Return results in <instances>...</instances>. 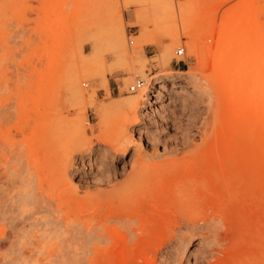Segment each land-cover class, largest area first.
Wrapping results in <instances>:
<instances>
[{"label":"rangeland","instance_id":"obj_1","mask_svg":"<svg viewBox=\"0 0 264 264\" xmlns=\"http://www.w3.org/2000/svg\"><path fill=\"white\" fill-rule=\"evenodd\" d=\"M98 1L0 0V264H229L257 251L260 244L264 248V216L254 223L256 203L241 210L210 201L193 210L172 206L160 225H152L161 209L160 198L177 178H184L187 163L219 150L224 132L231 128L227 104H254L250 96L259 91L264 78L225 80L214 63L216 48L201 58L190 55L191 39L184 32L171 65L163 66L160 47L173 40L164 25L151 23V33L162 44L145 46L148 73L178 74L181 85L163 89L169 102L164 112L154 113L156 104L141 108L139 122L129 125L135 142L128 156L119 160L118 136L130 112L116 108L105 119L97 108L101 102L126 98L133 93L130 84L145 77L131 70V62H138L114 52L110 35L90 18L88 12ZM111 1L122 10L131 49L140 35V27L133 25L140 6L135 0ZM181 1L173 0L174 6ZM202 1V5L212 3ZM240 1H213L198 37L204 48L218 38L209 32L210 22L221 25ZM92 41L98 42L96 48ZM252 45L249 41L247 48ZM181 46L186 54L177 56ZM187 71H194L196 80ZM105 80L110 82V94ZM79 82L85 99L71 92ZM43 134L52 140L54 151L70 159L68 172L78 195L94 208L51 201L52 181H58L61 189L65 185L60 176H51L49 153L41 143L35 144ZM140 169L153 172L142 198ZM110 179L118 185L107 189ZM132 188L138 195L128 201L108 199ZM188 236L192 240L184 252L181 238Z\"/></svg>","mask_w":264,"mask_h":264},{"label":"bare ground","instance_id":"obj_2","mask_svg":"<svg viewBox=\"0 0 264 264\" xmlns=\"http://www.w3.org/2000/svg\"><path fill=\"white\" fill-rule=\"evenodd\" d=\"M213 1L211 0L212 3H214ZM135 2L140 8L133 15L135 18L133 25L140 27V35H138L137 45L131 49L127 46L126 27L124 26L122 10L120 11V9L116 8L115 2L99 0L96 6L91 8L90 13L88 12V14H91L90 18L96 22L97 27L101 31L105 30L110 35V46L114 52L120 57L138 62L137 64L131 62V64H134L131 70L145 77L146 81H151L150 84L148 83L149 85L146 84L133 91L132 94L122 100L111 99L109 102L97 104L98 112L105 119L109 118V115L116 108H125L130 112L131 117H127L128 120H126L127 122L118 136V147L116 150H122L120 157L118 156L119 160H123L128 156L130 144L135 142L133 140L134 136L129 132V125L139 122L138 114L141 108L152 107V104H156L157 106L154 107L153 112L165 110V105L169 104V102H165L163 89L169 87L168 84L181 85V79L178 74H176L178 76L163 74L156 77L148 73L149 66L143 55L145 46L162 44L155 37L156 33L154 34L155 36L151 33L149 29L151 23L164 25L169 37L173 40L171 45L160 47L163 66L169 67L171 65L174 58V50L180 41L181 33L184 32L191 39L187 45L188 54L201 58L202 55L216 48L214 63L225 80L232 79L231 81L233 82L236 79L246 80L248 78L251 81H260L264 78V21L261 20L262 16H264V0H241L228 11L221 25H217L216 22H210L209 32L214 35L218 34V38L215 44L207 48L200 44L198 37L200 28L205 25L207 13L210 12L212 3L208 2L202 5V0L197 3L183 0L176 7L173 0H135ZM86 16L88 17V15ZM92 19H90L91 22ZM106 19L109 20L107 21ZM108 22L112 26L110 29L107 28ZM249 41H252L253 45L248 49ZM92 43L96 48L98 42L92 41ZM253 66H260L262 69L253 70ZM240 68L243 71L242 73L238 71ZM246 68L249 71H245ZM187 72H189V75L191 74V78L196 80L197 76L194 71ZM131 80L130 78L125 80V83L128 84ZM104 85L107 93L109 92L110 94L109 80H105ZM132 85L130 84V89ZM248 85L250 84L247 83ZM156 87L160 89L158 90ZM71 92L79 99H83L86 94L80 82L73 84ZM154 92L159 93L156 95ZM255 93L256 91L253 94L255 95ZM257 93L258 95H255V97L253 94L251 96L249 94L252 100L253 98L255 99L254 104H227V109L231 113V128L224 132L223 137L225 139L222 141L219 150L212 153L208 158L202 159L198 157L187 163L184 178H177L176 183L171 184L170 189L165 193V197H159V201L162 203L161 209L158 218L152 224L153 226L162 223V219L166 218L167 211L172 206H186L189 210H193L196 205H202L207 201L219 207L229 204L232 207H238L240 210L250 203H256L257 206L254 210L256 219H254V223H257L261 216H264V84L260 86ZM93 96V94L90 95L91 98ZM152 97L156 99L153 101ZM92 101L95 102V100ZM81 125L85 126L84 121L81 122ZM83 137L84 139L86 138L85 136ZM38 143H41L42 148L49 153L47 158L50 164L51 176H60V181L65 185V188L61 189L58 181H52L54 183L50 185L53 198L51 201H57L59 206L66 203L68 206L74 205L80 209L88 206L85 205L82 197L78 195L75 182L72 179L73 176L71 178L68 172V168L70 171V159L52 149L53 142L48 139L46 134L37 137L35 144ZM133 146L137 147L138 145ZM216 146L218 147V145ZM152 174V171L140 169V198L147 194L146 182ZM110 182L107 189L118 185L112 179H110ZM107 189L104 192H109ZM137 195V190L132 188L119 193H112L108 195V199L116 202H125ZM88 207L94 208V206ZM57 213L59 214V211ZM188 219L190 223L193 220L191 217H188ZM236 236L239 237L238 234ZM191 240V236L181 238L184 252L189 247ZM46 262L45 264H47ZM229 264H264V248L260 244L257 251H250L240 257H236Z\"/></svg>","mask_w":264,"mask_h":264},{"label":"built area","instance_id":"obj_3","mask_svg":"<svg viewBox=\"0 0 264 264\" xmlns=\"http://www.w3.org/2000/svg\"><path fill=\"white\" fill-rule=\"evenodd\" d=\"M133 41H131L132 43ZM186 54V48L181 46L178 48L177 56H184ZM147 81L144 78L139 77L135 83L131 86V91H136L137 89L145 86Z\"/></svg>","mask_w":264,"mask_h":264}]
</instances>
